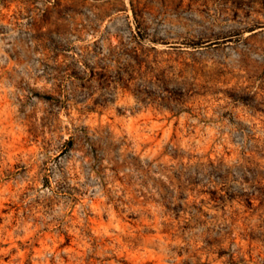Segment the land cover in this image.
<instances>
[{"label": "rangeland", "instance_id": "rangeland-1", "mask_svg": "<svg viewBox=\"0 0 264 264\" xmlns=\"http://www.w3.org/2000/svg\"><path fill=\"white\" fill-rule=\"evenodd\" d=\"M0 264H264V0H0Z\"/></svg>", "mask_w": 264, "mask_h": 264}]
</instances>
